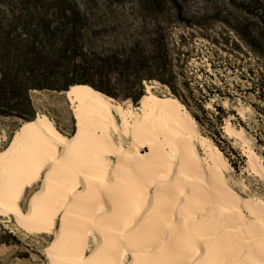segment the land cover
Here are the masks:
<instances>
[{"label": "bare ground", "instance_id": "obj_1", "mask_svg": "<svg viewBox=\"0 0 264 264\" xmlns=\"http://www.w3.org/2000/svg\"><path fill=\"white\" fill-rule=\"evenodd\" d=\"M153 88L144 83L137 105L122 107L69 87V136L45 115L21 122L0 150V218L53 235L48 264H264V199L235 193L223 153ZM222 130L264 180L243 129L225 120Z\"/></svg>", "mask_w": 264, "mask_h": 264}, {"label": "rangeland", "instance_id": "obj_2", "mask_svg": "<svg viewBox=\"0 0 264 264\" xmlns=\"http://www.w3.org/2000/svg\"><path fill=\"white\" fill-rule=\"evenodd\" d=\"M81 1L86 2L88 15L96 18L95 27L101 31L90 39L96 47L132 43L134 34L145 36L159 25L167 56L164 81L169 84L144 83L152 84L159 97L174 96L168 86L175 88L188 112L198 117V132L215 144L231 165L228 183L233 191L242 198L264 199V180L247 171L242 144L222 130L225 120L242 128L264 164V0H174L178 13L168 4L149 13L136 8L135 0ZM184 80L190 86L198 85L200 101L187 97ZM29 98L34 116L45 115L66 136L73 133L74 119L64 94L30 90ZM21 122L0 116V150ZM38 186L25 194L23 211ZM10 220L0 218V264H48L44 249L53 235L28 236L15 226L13 218Z\"/></svg>", "mask_w": 264, "mask_h": 264}, {"label": "trees", "instance_id": "obj_3", "mask_svg": "<svg viewBox=\"0 0 264 264\" xmlns=\"http://www.w3.org/2000/svg\"><path fill=\"white\" fill-rule=\"evenodd\" d=\"M83 2L0 0V116L32 121L36 115L30 90L66 92L71 86L88 85L119 104H131L144 96V81L169 84L164 81L167 56L159 25L145 36L134 34L132 43L96 47L90 39L101 31ZM134 3L149 13L167 4L179 12L174 0ZM183 85L187 97L201 100L198 85L190 86L185 80ZM168 87L174 98L185 103L175 88Z\"/></svg>", "mask_w": 264, "mask_h": 264}, {"label": "water", "instance_id": "obj_4", "mask_svg": "<svg viewBox=\"0 0 264 264\" xmlns=\"http://www.w3.org/2000/svg\"><path fill=\"white\" fill-rule=\"evenodd\" d=\"M64 93H65V91L59 92V94H64Z\"/></svg>", "mask_w": 264, "mask_h": 264}]
</instances>
